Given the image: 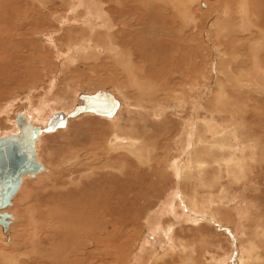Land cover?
<instances>
[{
  "label": "rangeland",
  "instance_id": "obj_1",
  "mask_svg": "<svg viewBox=\"0 0 264 264\" xmlns=\"http://www.w3.org/2000/svg\"><path fill=\"white\" fill-rule=\"evenodd\" d=\"M14 1H0L19 7L14 18L5 12L0 20V66H5L0 138L17 133V114L37 111L45 120L63 109L69 113L80 104L79 95L106 91L120 107L116 119L88 113L40 137L38 160L48 172L25 180L10 207L17 221L13 240L0 242V264L6 259L13 264H51L49 255L60 243L87 241L95 228L105 225L111 233L98 234V240L114 252L105 263H98L99 255L88 258L96 260L94 264H120L115 254L120 250L126 258L137 252L135 259L144 264L152 257L150 251L171 244L176 252L153 264H217L231 257L235 237L244 243L254 238L251 244L260 255L256 264H264V0H80L78 5L76 0ZM134 79L138 85L132 84ZM114 135L134 140L146 161L139 164L124 149L113 151L107 144ZM213 138L218 145L210 142ZM191 141L199 144L200 158L209 153L202 158L209 163L202 162L201 174L193 173L191 181L178 182L170 164L185 155ZM210 151L217 152L211 156ZM83 152L96 156L94 168L85 166L89 162L81 158ZM74 156L82 160L77 168ZM179 188L184 199L203 206L200 210L222 205L221 217L231 221L217 233L213 225L193 226L180 214L178 222L169 204ZM166 228L173 229L174 244L165 237ZM109 238L127 245L119 250Z\"/></svg>",
  "mask_w": 264,
  "mask_h": 264
},
{
  "label": "bare ground",
  "instance_id": "obj_2",
  "mask_svg": "<svg viewBox=\"0 0 264 264\" xmlns=\"http://www.w3.org/2000/svg\"><path fill=\"white\" fill-rule=\"evenodd\" d=\"M1 1V0H0ZM16 1V0H15ZM14 1V2H15ZM18 1V0H17ZM74 1V0H73ZM80 0H76L75 2H77V5L80 3L79 2ZM173 1V0H172ZM83 2V1H82ZM173 3V2H172ZM74 4V3H73ZM83 4V3H82ZM82 4H81V7H82ZM86 5V4H85ZM80 6V5H79ZM84 6V5H83ZM90 6V5H89ZM89 6H87L88 8H89ZM73 7H75V6H73ZM32 8V7H31ZM19 9V7H17V6H15V5H10V4H8V5H3V4H1V2H0V20L1 19H3L4 17H3V14L5 13V12H8L9 14H11L12 16H13V18L16 16L15 15V13H16V11ZM99 9V8H98ZM29 10V9H28ZM31 10V9H30ZM90 10L92 11V9H91V7H90ZM101 10V9H100ZM100 10H99V12H98V15H99V13H100ZM19 11V10H18ZM86 11V10H85ZM89 11V10H88ZM93 11H95V9L93 10ZM30 12V11H29ZM96 12V11H95ZM28 13V12H27ZM87 13V12H86ZM102 14H103V12H102ZM28 15H29V13H28ZM92 15V14H91ZM94 17V16H93ZM100 17V16H99ZM105 17V16H104ZM30 18V17H29ZM32 18H33V13H32ZM98 18V17H97ZM100 18H102V19H104L103 17H100ZM99 18V19H100ZM7 19V18H6ZM27 19V18H26ZM92 19V18H91ZM24 20V19H23ZM29 20V19H28ZM28 20H26V22L28 23V22H30V21H28ZM95 20V19H94ZM33 21V20H32ZM1 22V21H0ZM7 22V21H6ZM15 22V21H14ZM3 23V22H2ZM8 23V22H7ZM12 23V22H11ZM33 23V22H32ZM17 24V23H16ZM29 24V23H28ZM65 24V23H64ZM10 25V24H9ZM20 24H18L17 25V28L16 29H18V27L20 28ZM9 27V29H11L10 28V26H8ZM12 27V26H11ZM14 27V26H13ZM3 30L4 29H2V32H3ZM12 30H14V28L12 29ZM4 31H6V30H4ZM107 31V30H106ZM1 32V33H2ZM108 33V32H107ZM0 36H2V35H0ZM3 37H6V36H3ZM2 38V37H1ZM49 42V41H48ZM81 47V46H80ZM94 47V46H93ZM107 47V46H106ZM89 48V47H88ZM116 48H114V50H115ZM4 50V49H3ZM108 50V49H107ZM88 51V50H87ZM26 53V52H25ZM119 53V52H118ZM8 54V53H7ZM10 54V53H9ZM13 54V53H12ZM113 54V53H112ZM117 54V53H116ZM116 54H114L115 56H118L119 57V55L120 54H118V55H116ZM218 54V53H217ZM30 55H31V53H30ZM113 56V55H112ZM114 56V57H115ZM121 56V55H120ZM110 57V56H109ZM16 58V57H15ZM61 58V57H60ZM71 58V57H70ZM6 59V58H5ZM112 59H114V58H112ZM1 60H3V59H1ZM69 60V59H68ZM218 60V59H217ZM12 61V60H11ZM113 62V61H112ZM21 63V62H20ZM219 64V63H218ZM5 66H0V79L2 80V79H5L4 77H3V74H4V68ZM110 70V69H109ZM111 71V70H110ZM259 72V71H258ZM3 73V74H2ZM220 73V72H219ZM222 73V72H221ZM220 73V74H221ZM6 81V80H5ZM263 81V80H262ZM2 83H3V81H2ZM137 84L136 82H135V79H134V81H132V84ZM138 85V84H137ZM221 86V85H220ZM140 87H141V85H140ZM144 88V87H143ZM220 89V88H219ZM140 90V89H139ZM142 90H144V89H142ZM151 90V89H150ZM154 90V89H153ZM222 92V91H221ZM149 94V93H148ZM139 95V94H138ZM224 96V95H223ZM46 100V99H45ZM44 100V101H45ZM224 100V99H223ZM197 101V100H196ZM200 102V101H199ZM214 102H216V101H214ZM196 103V102H195ZM44 104V103H43ZM46 104H44V106H45ZM196 105H198V104H196ZM215 105H216V103H215ZM42 107V106H41ZM119 107H120V104L118 103V107H117V110H116V112L118 111V109H119ZM216 107V106H215ZM215 109V108H214ZM1 107H0V114H1ZM163 110V109H162ZM161 110V111H162ZM216 110V109H215ZM63 111H65L64 109H63ZM63 111H61V113H63L65 116H68V114L70 113H68V112H63ZM33 112V111H32ZM36 113H37V111H35ZM40 112V111H39ZM38 112V113H39ZM163 112V111H162ZM161 112V113H162ZM218 112V111H217ZM36 113H30V112H28L27 110L26 111H24L23 113H19V114H21V115H23L24 116V118L29 122V123H31L32 125H34V126H39V127H41V128H43L45 125H46V123H47V120H48V118L51 116V115H53V114H50V115H48V116H46L45 118V120H42L40 117H38V114H36ZM156 113H158L157 111H155V114ZM214 113V112H213ZM90 114V113H89ZM117 114V113H116ZM116 114L114 113L112 116H108V118L107 117H105V116H97V117H102V118H107V119H109V120H112L113 118L114 119H116L114 116H116ZM219 114H220V111H219ZM82 115H84V114H82ZM93 115H95V114H93ZM159 115V114H158ZM162 115V114H161ZM79 116H81V115H79ZM79 116H77V117H79ZM160 116V115H159ZM77 117H75V118H77ZM36 118V119H35ZM75 118H70V117H67V123H66V126L64 127V128H62V129H59V130H63V129H65L66 127H67V124H68V120L69 119H75ZM112 118V119H111ZM213 118V117H212ZM211 119V118H210ZM234 119V118H233ZM229 120V119H228ZM264 120V119H263ZM194 121V120H193ZM210 121H212V120H209V122ZM33 122V123H32ZM42 122V123H41ZM225 122H226V120H225ZM233 122V121H232ZM192 123V122H191ZM190 123V124H191ZM200 123H201V120H200ZM199 123V127H201L200 124ZM203 124H204V122H202ZM206 123V122H205ZM234 123H236V122H234ZM238 123V125H239V121L237 122ZM236 123V124H237ZM241 123V122H240ZM14 124H15V121H14ZM208 124V123H207ZM207 124H205V125H207ZM226 125H227V123H225ZM231 124V123H230ZM229 124V125H230ZM236 124H234V125H236ZM244 124H245V122H244ZM244 124H242V126L244 125ZM210 125V124H209ZM228 125V126H229ZM264 125V124H263ZM15 126H16V124H15ZM192 126H194V125H192ZM222 126V125H221ZM228 126L226 127V131H227V128H228ZM255 126V125H254ZM207 128H209L210 126H206ZM217 127V126H216ZM223 127V126H222ZM232 127V126H231ZM235 126H233V128H234ZM237 127V126H236ZM252 127V126H251ZM202 128H204V126L202 127ZM211 128V127H210ZM213 128H214V125H213ZM220 129H221V127H219ZM218 128V129H219ZM225 128V127H224ZM239 127H237L236 129H238ZM244 128V127H243ZM16 129H17V127H16ZM194 129V128H193ZM191 130V127H190V132L191 133H193V135H192V137L194 136V135H197V132H198V125H196L195 126V129L194 130ZM212 129V128H211ZM211 129H209L208 131H211ZM215 129V128H214ZM213 129V131H215ZM217 129V130H218ZM231 129V128H230ZM246 129V128H245ZM186 130H188V129H186ZM199 130H201V129H199ZM203 130V129H202ZM232 130V129H231ZM248 130H249V128H248ZM253 130V129H252ZM255 130V129H254ZM56 131H58V130H56ZM55 131V132H56ZM204 131H206L205 130V128H204ZM212 131V132H213ZM230 131V130H229ZM234 131V130H233ZM236 131V130H235ZM251 131V130H250ZM18 132H19V130H17V133L16 134H18ZM186 132V131H185ZM217 132V131H216ZM219 132H221V131H219ZM218 132V133H219ZM232 132V131H231ZM244 132V131H243ZM242 132V133H243ZM187 133V132H186ZM185 133V134H186ZM190 133V134H191ZM200 133V132H199ZM202 133V132H201ZM201 133H200V135H201ZM204 133V132H203ZM224 133V132H223ZM223 133H221V134H223ZM230 133V132H229ZM241 133V132H240ZM247 133H249V132H247ZM251 133H252V131H251ZM254 133H255V131H254ZM45 134H50V133H41L40 135H39V138H38V140L35 142V147H34V151H35V159H36V161H38V162H40L39 160H38V153H37V142L39 141V139H40V137L42 136V135H45ZM114 134H116V133H114ZM208 134H213V133H208ZM220 134V133H219ZM227 134H228V132H227ZM231 134L232 133H230V135L229 136H231ZM234 134H235V132H234ZM238 134V133H237ZM12 135H14V134H12ZM129 135V134H128ZM186 135H188V134H186ZM199 135V134H198ZM204 135V134H203ZM215 135V133L213 134V136ZM218 135V134H217ZM240 135V134H239ZM238 135V136H239ZM9 136V135H8ZM202 136V135H201ZM200 136V137H201ZM209 136H211V135H209ZM220 136V135H219ZM219 136H217V137H219ZM221 136H223V135H221ZM220 136V137H221ZM235 136V135H234ZM243 136V135H242ZM252 136V135H251ZM186 136H184L183 138H185ZM188 137V136H187ZM195 137V136H194ZM207 137V136H206ZM233 137V136H232ZM240 138H241V136H239ZM246 137V136H245ZM125 138V137H124ZM131 138V137H130ZM136 138H138V137H136ZM182 138V139H183ZM197 138V137H196ZM209 138V137H208ZM207 138V140H209ZM224 138V137H223ZM227 138H229V137H226V139ZM239 138V139H240ZM243 138V137H242ZM248 138H249V136H248ZM259 138V137H258ZM189 139L191 140V137H189ZM201 139H202V137H201ZM205 139V138H204ZM219 138H217V140H218ZM233 139H234V137H233ZM252 139V138H251ZM256 139V138H255ZM187 140H188V138H187ZM206 140V139H205ZM212 140H214V138L213 139H211L210 140V142H212ZM219 140H221V139H219ZM228 140V139H227ZM229 140H230V138H229ZM242 140V139H241ZM245 140V139H244ZM257 140H259V139H257ZM257 140L255 141V142H257ZM124 141V143H122L121 144V142H123ZM235 141H237V140H235ZM234 141V142H235ZM250 141H252V140H250ZM137 142H139L138 140H137ZM184 142H185V140H184ZM196 142V141H195ZM200 142H204V141H202V140H200ZM207 143L209 142V141H206ZM214 142H215V144H216V141L214 140ZM213 142V143H214ZM222 142V141H221ZM239 142V143H238ZM237 142V144H240V142L241 141H238ZM141 144H142V142H140ZM224 143V142H223ZM226 143H227V141H226ZM226 143H224V144H226ZM229 143V142H228ZM236 143V142H235ZM234 143V144H235ZM245 143H248L247 142V140H246V142ZM252 143H254L253 141H252ZM126 144H128V145H126ZM191 144L193 145V146H188L187 147V145H186V147L188 148V150H187V152H185V155L184 156H180V161L177 159V162L175 161V163H176V165L174 166V164L173 165H171L170 164V166H171V169H172V171L173 172H175L174 173V177L176 176V175H178L179 176V180H178V182H181V181H184L185 179H190V181H191V178L190 177H193L192 175H193V173H197V176H198V174H201V171H202V169L204 168H201L202 167V165H204V163H202V162H207V160L205 161L204 159H202V158H207V156H205V155H207V154H209V153H205L204 154V157H202L203 155L201 154V158L198 156V152H200L198 149H200L199 147L200 146H198L199 144L197 143V145L196 144H194L192 141H191ZM203 144L204 143H202V146L201 147H205L206 145V143L204 144L205 146H203ZM209 144V143H208ZM233 143H232V145H234ZM237 144H235V145H237ZM263 144V143H262ZM107 145H109L110 146V148L113 150V151H115L116 149H124V150H126V152H128L130 155H132V156H134V157H136V161L139 163V164H143L144 163V161H146L145 159H144V161L142 160L143 159V151L142 150H140V148L138 149V144L134 141V140H123V137L122 138H120V137H118L117 135L115 136H112L109 140H108V144ZM183 145H184V143H183ZM189 145V144H188ZM201 145V144H200ZM216 145H218V144H216ZM219 145L221 146V144L219 143ZM145 146V145H144ZM208 146H211L210 144L208 145ZM238 146V145H237ZM242 146H244L243 144H242ZM263 146V145H262ZM139 147H141L140 145H139ZM212 147V146H211ZM218 147V146H217ZM224 147V146H223ZM232 147V146H231ZM231 147H229V149H230V151L232 150L233 151V149H231ZM236 147V146H235ZM247 147V146H246ZM250 147V146H249ZM258 147V146H257ZM256 147V148H257ZM146 148V147H145ZM207 147H205V149H203V150H207V152H209V150L211 149H206ZM214 148V147H213ZM242 148V147H241ZM110 149V150H111ZM147 149V148H146ZM184 149H185V146H184V148H183V150L182 151H184ZM223 149V148H222ZM226 150L228 149V148H225ZM228 149V150H229ZM236 149V148H235ZM253 149H254V147H253ZM87 151L89 150V149H86ZM185 150V151H186ZM225 150V151H226ZM239 150H240V148H239ZM256 150V149H255ZM181 151V150H180ZM214 151V150H213ZM221 151V150H220ZM224 151V152H225ZM242 152H243V150H241ZM240 151V152H241ZM253 151V150H252ZM263 151V150H262ZM262 151H260L261 153H262ZM97 152V151H96ZM146 152V151H145ZM211 152V156H212V154L213 153H215L216 154V152H213L212 153V151H210ZM219 152V151H218ZM229 152V151H228ZM78 153V152H77ZM84 154H82L83 156L81 157L83 160L85 159V160H88V162H89V164H85V166L88 168V167H91V168H94V166H92V162L94 161V160H96L95 158H96V156L94 155V156H91V155H89V154H87L86 152H83ZM85 153H86V155H85ZM89 153V152H88ZM201 153H202V151H201ZM230 153V152H229ZM225 154V153H224ZM236 154H238V153H235V159L237 158L236 157ZM255 154V153H254ZM78 155H79V153H78ZM222 155V154H221ZM233 155H234V153H233ZM252 155H253V153H252ZM80 156V155H79ZM229 156V155H228ZM186 157H188V161H189V163H187V158ZM209 157V156H208ZM216 157H218V156H216ZM234 157V156H233ZM69 158V157H68ZM67 158V159H68ZM210 158V157H209ZM217 159V158H216ZM216 159H214V160H216ZM219 159V158H218ZM218 159L216 160V161H218ZM223 159V158H222ZM249 159H251V157H249ZM148 160V159H147ZM211 160V159H210ZM209 160V161H210ZM220 160V159H219ZM224 160V159H223ZM228 159H226V161H227ZM231 160V159H230ZM248 159H246V161H247ZM255 160V159H254ZM253 160V161H254ZM69 161V160H68ZM75 161V162H74ZM74 161H73V163H75V168H77L78 166H80L81 165V161H80V159L78 158V156H74ZM178 161H179V163H178ZM212 162H214L213 161V159L211 160ZM210 161V162H211ZM232 161V160H231ZM230 161V162H231ZM234 161V160H233ZM236 161H237V159H236ZM239 161V160H238ZM243 163H245V160L243 159ZM251 161V160H250ZM174 162V161H173ZM223 161L221 160V163H222ZM230 162H228V163H230ZM240 162H242V161H240ZM41 163V162H40ZM96 163H97V161H96ZM146 163V162H145ZM207 163H209V162H207ZM206 163V164H207ZM220 163V162H219ZM226 163V162H225ZM42 164V163H41ZM67 164H70V163H67ZM138 164V165H139ZM178 164V165H177ZM206 164H205V166H206ZM215 164V163H214ZM217 164V163H216ZM43 165V164H42ZM145 165H148V164H145ZM229 165V164H228ZM230 165H232V163L230 164ZM237 165V164H236ZM69 166V165H68ZM172 166H174V168L172 167ZM211 166H212V163H211ZM215 166V165H214ZM217 166V165H216ZM223 166V165H222ZM225 166V165H224ZM227 166V165H226ZM235 166V165H234ZM237 166H239V165H237ZM244 166V165H243ZM218 167V166H217ZM231 167V166H230ZM236 167V166H235ZM234 167V168H235ZM241 167V166H240ZM90 168V169H91ZM210 168H212V167H210ZM209 168V169H210ZM226 168V167H225ZM224 168V169H225ZM229 169V168H228ZM78 170V169H77ZM214 170H215V168H214ZM220 170V169H219ZM219 170L217 171V173L219 172ZM234 170V169H233ZM236 170V169H235ZM80 171V170H79ZM90 171V170H89ZM222 171V170H221ZM220 171V172H221ZM224 171H226V169L224 170ZM228 171V170H227ZM230 171V170H229ZM241 171H243L242 169H241ZM48 172V169L43 165V171L40 173V174H37L36 176H35V178H27V177H24L23 178V180H22V184H21V187H22V185H23V183H25V180H28V179H36L37 177H39L41 174H44V173H47ZM76 172V171H75ZM123 172V171H122ZM219 172V173H220ZM114 173V172H113ZM235 173V172H234ZM233 173V174H234ZM211 174V173H210ZM225 174H227V172L225 173ZM230 174H232V173H230ZM71 175V174H70ZM206 175V174H205ZM214 177H215V172H214ZM44 176V175H43ZM200 176V175H199ZM211 176V175H210ZM218 176H220L219 174H218ZM97 177V176H96ZM213 177V178H214ZM202 177H200L199 179H201ZM229 178H230V176H229ZM236 178V177H235ZM240 178V177H239ZM238 178V175H237V178L236 179H239ZM38 179V178H37ZM44 179V178H43ZM197 179V178H196ZM218 179V178H217ZM216 179V180H217ZM201 180H203V179H201ZM201 180H200V182H201ZM214 180L215 179H213V181L212 182H214ZM235 180V179H234ZM185 181H187V180H185ZM189 181V182H190ZM216 182V181H215ZM201 184V183H200ZM178 185H179V183H178ZM198 185V184H197ZM21 187H20V189H21ZM20 189H19V191H20ZM179 190H180V188H179ZM174 190V196H175V198H174V202H176L177 204H174V202H172V203H170L169 204V209L171 210V214L173 215V216H177L176 214H180V216L182 217V219L181 220H183L184 222H187V223H190V224H192L193 226H197V225H199V224H201V223H206V224H210V225H213L214 227H215V229H216V233L217 232H220V230L222 229L223 230V224L224 223H229L228 222V220H229V218H226V219H224L223 217H221V215H220V211H219V208H221V206L222 205H220L219 204V206H217L216 208H214V207H211L210 206V208H209V206H208V211L206 210H200L201 209V207H203L202 205H201V207H199L195 202H194V199L192 200V199H189L188 198V200L187 199H184L183 198V192L180 190ZM17 192V194H19L20 192ZM224 193V192H223ZM17 194L13 197V199H12V202H11V206H13V203H15L14 202V200H15V198H16V196H17ZM197 195V194H196ZM190 196V195H189ZM194 196V195H193ZM216 197V196H215ZM173 198V197H172ZM171 198V199H172ZM186 198V197H185ZM192 198V197H191ZM98 199V198H97ZM170 199V198H169ZM212 199V198H211ZM215 199V198H214ZM197 200V199H196ZM204 200H206V202H207V204L206 205H208L209 203H208V201H207V199H204ZM223 200V199H222ZM199 201V200H198ZM212 201H213V199H212ZM212 201H210V203H212ZM100 202V201H99ZM166 202L168 203V201L166 200ZM170 202V201H169ZM205 202V203H206ZM216 203V202H215ZM99 204V203H98ZM101 204V203H100ZM99 204V205H100ZM202 204H204V203H202ZM222 204V203H221ZM122 205V204H121ZM230 205V204H229ZM11 206H8L7 208H5L4 210H2V211H0V213H2V212H7L8 214H10L11 215V217H12V221H11V225H10V227H9V230H8V232L6 233V234H4L3 232H2V229L0 228V242H2V243H4V242H8L9 243V241L11 240H13L12 239V236H11V234H12V229H13V226H14V224L16 223V221H17V217L14 215V213H12L11 211H10V207ZM102 205H100L99 206V208L101 207ZM224 206H226V205H224ZM112 207V206H111ZM118 207H120V206H118ZM118 207H117V209H118ZM236 207V206H235ZM98 208V207H97ZM102 208H103V206H102ZM205 208H207V207H205ZM225 208V207H224ZM113 209V208H112ZM112 209H109V210H112ZM114 209H116V208H114ZM227 209V208H226ZM122 210V209H121ZM120 210V211H121ZM166 210H167V208H166ZM233 210V209H232ZM117 213H118V211L117 210H115ZM115 211H113L114 212V214L113 215H115ZM119 211V212H120ZM164 211V210H163ZM168 211V210H167ZM178 211V212H177ZM100 212V211H99ZM98 212V213H99ZM105 212V211H104ZM111 212V211H110ZM122 212V211H121ZM120 212V213H121ZM161 212V211H160ZM112 213V212H111ZM245 213V212H244ZM243 213V214H244ZM94 214V213H93ZM123 214V213H122ZM137 214V213H136ZM235 214V213H234ZM163 215H164V213H163ZM223 216V215H222ZM245 216V215H244ZM96 217V216H95ZM239 217V216H238ZM157 218V217H156ZM177 218H178V222H179V216H177ZM244 218V217H243ZM101 219V218H100ZM130 219H131V217H130ZM228 219V220H227ZM99 220V219H98ZM162 220V219H161ZM99 221H102V219L101 220H99ZM106 220H104V222H105ZM122 221V220H121ZM130 221V220H129ZM229 221H231V220H229ZM98 222V221H97ZM161 222V221H160ZM99 223V222H98ZM101 223V222H100ZM109 223V222H108ZM122 223V222H121ZM123 223H125V222H123ZM122 223V224H123ZM102 224V223H101ZM110 224H111V222H110ZM179 224V223H178ZM237 224V223H236ZM112 225V224H111ZM116 225V224H115ZM118 225V224H117ZM120 225V224H119ZM160 225V224H159ZM163 225V224H162ZM225 225V224H224ZM96 226H98V225H96ZM99 226H101V225H99ZM98 226V227H99ZM103 226H104V224H103ZM105 226H107V225H105ZM105 226L102 228V230H100V229H97V228H95V226H93L94 228H95V230H93V232L89 235V236H87L85 239L87 240V241H85L84 239L83 240H79V242H77V240H75L74 242H70L69 240V237H68V242L67 243H64V245L63 244H59V245H61V246H59V247H55V249L52 251V253L49 255L51 258H52V263L51 264H94V261H96V260H94L93 262H89V259L88 258H90V259H92L93 257L95 258V256H97V255H99V256H97L98 257V263H99V259L101 260V263H105V261H109V259L108 258H111V254H113V252H111V250L109 249V248H113V247H108V246H106L104 243L103 244H101V243H99V237L97 236L98 234H102V235H104L105 233H111V232H109V231H107L106 229H105ZM110 226V225H109ZM114 226V225H113ZM112 226V227H113ZM158 225H156V227H157ZM70 227V226H69ZM115 227V226H114ZM167 227V226H166ZM171 227H173V226H171ZM180 227V226H179ZM93 228V229H94ZM117 228V227H116ZM168 228V227H167ZM167 228H166V230H167ZM97 229V230H96ZM157 229H160L159 227H157ZM162 229H164V227L162 228ZM112 230V229H111ZM155 230V229H154ZM165 230V231H166ZM173 230V229H172ZM171 230V231H172ZM221 230V231H222ZM74 231V230H73ZM114 231H116V230H114ZM168 231V230H167ZM171 231H168L167 233H166V235H165V237L167 238L168 237V242L169 243H172L173 242V244H174V239L173 238H171L172 237V234H171ZM68 232H70V231H68ZM155 232L156 233H158L156 230H155ZM161 232V231H160ZM153 233H154V231H153ZM165 233V232H164ZM173 233V232H172ZM235 233V232H234ZM255 233V232H254ZM254 233H253V235H254ZM67 234V233H66ZM75 234V233H74ZM115 233H112L111 235H114ZM109 235V234H108ZM154 235V234H153ZM235 235V234H234ZM233 235V236H234ZM68 236V235H67ZM90 236H91V238H90ZM164 236V235H163ZM237 236V235H236ZM239 236V235H238ZM256 236V235H255ZM7 237H9V239L7 240ZM72 237H73V234H72ZM113 237H115V235L113 236ZM77 238V237H76ZM75 238V239H76ZM102 238V237H101ZM112 238V237H111ZM111 238H109V240H111ZM236 238V237H235ZM233 239L231 242V244H233L232 245V248L233 249H231L232 250V254H231V257L229 258V256L227 257L228 258V260L225 262V261H222V262H218L219 264H256V261H257V258H260V255L258 254V247H256L255 246V244L254 245H252L251 243H254V238H252V239H249L250 241H248L247 243H244V241H242V242H240V241H238L237 240V238L236 239ZM240 238V237H239ZM73 239V238H72ZM78 239H80L79 237H78ZM107 239V238H106ZM148 239V238H147ZM173 239V240H172ZM261 239H262V237H261ZM64 240V239H63ZM67 240V239H66ZM102 240V239H101ZM111 241H113V240H111ZM140 241V240H139ZM172 241V242H171ZM147 242V241H146ZM150 242V241H149ZM78 243V244H77ZM176 243V242H175ZM183 243V242H182ZM12 244H13V242H12ZM110 244L111 245H113L115 248H119V250L121 249V248H124L127 244H125V245H117L114 241H113V243L112 242H110ZM122 244V243H121ZM143 244V243H142ZM4 245H5V243H4ZM8 245V244H7ZM110 245V246H111ZM136 245V244H135ZM144 245V244H143ZM142 245V246H143ZM238 245V246H237ZM10 246V245H9ZM13 246V245H12ZM132 247V246H131ZM140 247V246H139ZM171 247L173 248V249H171ZM171 247H168V248H165V246H164V248H160V249H158V251L155 253V252H153V251H150L151 253H153L152 254V257L149 259V260H146V262L144 263V264H153V263H155V262H159L160 260H162L163 259V257H165V256H167V255H164V254H166V253H168V256H169V253H174V251L177 249V248H174L173 246H172V244H171ZM180 247V246H179ZM178 247V248H179ZM128 248V247H127ZM137 248V247H136ZM88 249H92L91 251L90 250H88ZM139 249H141V248H139ZM180 249H182V247L181 248H179V250ZM184 249V248H183ZM18 250V249H17ZM130 250V249H129ZM142 250V249H141ZM174 250V251H173ZM191 250V249H190ZM123 250H120V251H115V254H116V258H117V260L118 261H122L120 264H124L125 263V259H126V261H127V263L128 264H138V261L135 259L138 255H137V252L133 255V254H128L127 255V258H126V255H125V257L122 255V253H120V252H122ZM144 251V250H143ZM240 251V252H239ZM176 252V251H175ZM231 252V251H230ZM138 253H141V251H139ZM193 253H195L194 251H193ZM114 254V255H115ZM240 254H241V256H240ZM147 255V254H146ZM189 255V254H188ZM11 256V255H10ZM130 256H132L131 258H130ZM151 256V255H150ZM190 256H192V255H190ZM50 257L48 258L49 260H51L50 259ZM113 258H115V257H113ZM148 258V257H147ZM226 257H224V259H225ZM244 258H245V260H244ZM2 259V258H1ZM128 259V260H127ZM137 259H139V258H137ZM112 260V259H111ZM213 260V259H212ZM2 261V260H1ZM4 261H6L5 262V264H13L10 260H4ZM136 261V262H135ZM214 262H216V260H214ZM97 263V262H96ZM95 263V264H96ZM100 263V264H101ZM217 263V264H218ZM4 264V263H3ZM108 264V263H107ZM119 264V263H118ZM183 264V263H182ZM263 264V263H262Z\"/></svg>",
  "mask_w": 264,
  "mask_h": 264
},
{
  "label": "water",
  "instance_id": "obj_3",
  "mask_svg": "<svg viewBox=\"0 0 264 264\" xmlns=\"http://www.w3.org/2000/svg\"><path fill=\"white\" fill-rule=\"evenodd\" d=\"M80 104L65 116L59 112L51 115L46 125L41 128L29 123L23 115L14 118L18 134L0 138V211L11 206L13 197L19 191L24 177L35 178L43 171V165L35 159V142L43 133H53L66 126L67 117L75 118L82 114L112 116L118 102L108 92L94 95H79ZM12 217L7 212L0 213V228L6 234ZM9 237H7V240Z\"/></svg>",
  "mask_w": 264,
  "mask_h": 264
}]
</instances>
